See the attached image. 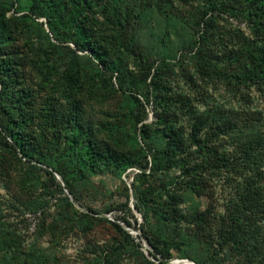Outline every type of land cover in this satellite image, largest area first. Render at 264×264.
<instances>
[{"label": "trees", "instance_id": "1", "mask_svg": "<svg viewBox=\"0 0 264 264\" xmlns=\"http://www.w3.org/2000/svg\"><path fill=\"white\" fill-rule=\"evenodd\" d=\"M22 1L12 0L10 8L0 9V176L15 181L18 190L13 204L23 213L39 215L38 236L55 241L59 231L86 233L97 221H105L118 239L93 264H117L124 250L144 258L138 250L140 244H134L117 222L80 212L72 204L76 202L93 214H122L118 220L131 228L132 221L137 220L122 177L128 170L137 169L130 182L132 204L142 218L139 230L152 249L149 255L158 264L170 260L174 251L179 258L196 264H264L262 166L243 168L249 176L228 201L223 217L212 206L193 213L182 208L189 195H205L210 172L225 168L234 173L241 167L226 165L223 155L201 142L195 123L188 133L179 119L180 114L195 109L183 94L173 93L166 80L165 39L149 31L146 42L139 37L135 23L145 16L134 7L122 11V0H26L25 10L18 8L8 17L11 7ZM204 3L207 9L200 24L205 33L214 25V17L208 13L227 12L251 25L256 43L249 50H229L219 63L226 62L222 69L217 61L201 56L203 46H199L195 58L201 62L197 66L206 70V75L223 76L228 84L233 80L264 86V0ZM206 39L203 35L200 41ZM94 66L102 70L103 78L96 77ZM61 68L63 71L55 75L54 70ZM43 75L49 78H44L41 85L31 82ZM55 76L60 78L54 81ZM114 77L116 87L111 81ZM60 80L74 84L75 95L64 97L69 102L67 108L58 107L55 97L54 82ZM96 81H101L100 86ZM77 95L99 105L115 101L117 113L112 112L113 117L104 113L106 119L97 122L85 119L82 104L74 99ZM148 105L156 119L149 124L145 123ZM111 118L121 122L120 128ZM198 123L200 127L205 125L202 118ZM128 127L133 129L126 130ZM137 131L144 148L137 142ZM127 138L131 140L127 142ZM63 157L76 166L81 179L74 182L69 176L59 162ZM201 158L214 167L206 168L199 162ZM163 171L168 173L165 183L152 180ZM172 171L179 174L171 178ZM54 172L62 178L64 187ZM98 177L119 181L125 189V201L112 202L102 210L92 208L88 201L102 193L95 182ZM1 217L0 211V253L5 254V264H59L55 254L38 241L23 251L16 233ZM159 225L169 228L172 237L157 235ZM188 235L198 241L177 243ZM199 246L203 250L197 254ZM146 264L154 263L147 260Z\"/></svg>", "mask_w": 264, "mask_h": 264}, {"label": "rangeland", "instance_id": "2", "mask_svg": "<svg viewBox=\"0 0 264 264\" xmlns=\"http://www.w3.org/2000/svg\"><path fill=\"white\" fill-rule=\"evenodd\" d=\"M152 1L154 2L150 8L143 9L144 6H148ZM11 2L12 0H0V9L4 6L9 7ZM26 6V0H23L20 4H15L8 11L7 16H11L18 8L25 10ZM127 7H134L142 16H145L143 20L135 23L136 28H139V37H141L143 42L147 41L148 31L159 34L166 41L165 51L168 56L169 70H167L168 79L166 80H169L172 92L183 94L189 99L195 109H192L191 113H185L186 115H179V119L188 128V133H190L195 123L200 129L198 135L202 143L216 149L219 155H223L228 162L226 165L229 164V167H232L231 165H239L241 167L238 172L234 173L227 171L225 168L210 172L206 177L205 195L202 197L189 195L185 204L182 205V208L187 213L204 211L209 206H212L216 214L223 217L228 201L236 196L242 185H244L245 178L249 176V173H246L244 169L262 166L261 170H263L264 174V86L245 85L233 82V80L228 84L223 76L206 75L204 73L206 70L202 71L197 66L200 64L198 63L200 58L196 59L195 57L198 47L203 46L201 56L211 58L215 63L217 61L219 64L224 54H227L229 50L240 52L253 48L256 40L251 32V25L247 21L235 18L227 12L208 13V16L212 15L214 17V25L211 30L209 29L205 33L206 30L200 24L203 12L207 9L204 0H122L121 10L124 11ZM37 21L44 22V19ZM129 31L128 29L127 33ZM203 35L207 37L205 42L200 41ZM51 41L54 40L51 39ZM79 54L82 55L83 53ZM219 65L218 68L220 69L227 66L226 62L221 64V67ZM93 69L94 73L98 74L96 76L98 79L104 77L102 70L97 69L95 66ZM62 71L63 68L59 71L58 69L54 70L55 75ZM227 72L231 74V71ZM44 78L49 77L45 75L39 78L35 77L31 82L34 85H41ZM59 78V76H55L54 81ZM106 79H108L107 76ZM111 81L116 87L115 77ZM100 82L96 81V84L100 86ZM73 85L68 80L65 82L62 80L54 82L58 107L67 108L69 106V102L64 97L67 94L75 95ZM85 90H88L87 86ZM40 95L42 96L43 93H40ZM74 99H78L82 104L85 119H90L94 122L101 121L104 117L106 119V114H112L116 110L115 101L107 105H99L87 98H80L79 95ZM104 113H106L105 116ZM146 115L145 123L149 124L156 121L151 105L147 106ZM198 118H202L205 121L203 127H200ZM110 121L113 124H117V127L120 128L121 122L116 123L113 118ZM137 127L139 128L140 125ZM131 129L133 128H126L129 131ZM154 130L158 133L155 126ZM136 136L138 144L144 148L139 131H137ZM125 140L129 142L131 139L127 138ZM250 140L254 142L251 145L244 146ZM241 146L242 148L240 149ZM249 156H252L251 160L247 159ZM59 162L67 170L74 182L82 178V175L80 176L75 170L76 166L71 163L70 159L66 157L59 158ZM199 162L210 170L214 167V164L203 158ZM137 172V169H130L126 172V176L122 177L124 184L129 190L130 206L132 200L130 182ZM178 174V172L172 171L169 176L172 178L173 175ZM85 176H89V173H86ZM167 176V172H159L152 177V180L165 183ZM3 178L0 176L1 221L16 233L15 236L19 238L23 251L27 249L26 246L28 244L38 241L43 247L48 248L55 254L59 264H93L98 263L104 254L103 252L108 250L118 239L111 225L105 221H97L94 227L86 233H80L75 229L67 233L59 231L55 241H52L49 236L39 237V215L23 213L22 209L13 204L12 198L17 194V186L15 181H8ZM260 181L264 193V175L260 178ZM95 182L99 185V189L101 188L102 193L99 192L96 198L88 201L92 208L102 210L112 202L125 201V189L119 181L111 177H98L95 178ZM104 192L106 193L105 195L103 194ZM65 193L67 194L66 190ZM72 204L74 209L80 212L117 222L131 235L134 239V244H140L138 250L142 252L144 258L140 255L130 254L131 251L124 250L117 264H146L147 260L158 264L149 255L152 249L139 230V225L142 224V218L139 214L133 212L137 222L134 223L132 221V227L129 228L118 220V217L122 216V214L103 212L93 214L80 207L76 202ZM155 232L162 238L172 237L169 228L167 229L164 225H159ZM187 240L198 241L193 235H188L183 237V240L177 239V243H186ZM17 244L18 240H15V245ZM194 247H197V244H194ZM202 250V246H199L197 254H200L199 252ZM4 256V253H0V264H5ZM186 260L193 262L189 259L179 258L177 252L174 251L173 257L170 260H165L164 263L186 264Z\"/></svg>", "mask_w": 264, "mask_h": 264}, {"label": "water", "instance_id": "3", "mask_svg": "<svg viewBox=\"0 0 264 264\" xmlns=\"http://www.w3.org/2000/svg\"><path fill=\"white\" fill-rule=\"evenodd\" d=\"M54 176H55L56 179L61 183V185L64 187V182H63L62 178H61L56 172H54ZM67 194H68V193H67ZM131 209H132V211H133L134 213L138 214V213L135 211L134 207H133L132 200H131ZM146 244H147V243H146ZM148 246H149V245H148ZM144 247H145V246H144ZM147 254H148V253H147ZM186 264H195V263L186 260Z\"/></svg>", "mask_w": 264, "mask_h": 264}]
</instances>
